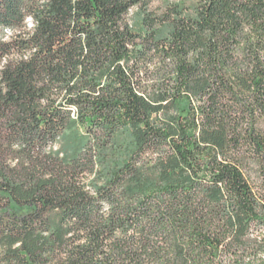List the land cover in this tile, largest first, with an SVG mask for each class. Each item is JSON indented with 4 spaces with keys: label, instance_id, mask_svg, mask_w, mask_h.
I'll list each match as a JSON object with an SVG mask.
<instances>
[{
    "label": "trees",
    "instance_id": "obj_1",
    "mask_svg": "<svg viewBox=\"0 0 264 264\" xmlns=\"http://www.w3.org/2000/svg\"><path fill=\"white\" fill-rule=\"evenodd\" d=\"M0 264H264V0H0Z\"/></svg>",
    "mask_w": 264,
    "mask_h": 264
},
{
    "label": "rangeland",
    "instance_id": "obj_2",
    "mask_svg": "<svg viewBox=\"0 0 264 264\" xmlns=\"http://www.w3.org/2000/svg\"><path fill=\"white\" fill-rule=\"evenodd\" d=\"M157 2L160 1V0H156Z\"/></svg>",
    "mask_w": 264,
    "mask_h": 264
}]
</instances>
